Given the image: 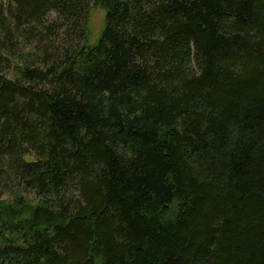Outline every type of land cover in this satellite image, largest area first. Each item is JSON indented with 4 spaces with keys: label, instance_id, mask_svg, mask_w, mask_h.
<instances>
[{
    "label": "trees",
    "instance_id": "1",
    "mask_svg": "<svg viewBox=\"0 0 264 264\" xmlns=\"http://www.w3.org/2000/svg\"><path fill=\"white\" fill-rule=\"evenodd\" d=\"M0 264H264V0H0Z\"/></svg>",
    "mask_w": 264,
    "mask_h": 264
},
{
    "label": "rangeland",
    "instance_id": "2",
    "mask_svg": "<svg viewBox=\"0 0 264 264\" xmlns=\"http://www.w3.org/2000/svg\"><path fill=\"white\" fill-rule=\"evenodd\" d=\"M90 29H91V40L95 41L104 27V12L100 9H93L89 16ZM25 60V59H24ZM18 68L21 69L24 63L16 61Z\"/></svg>",
    "mask_w": 264,
    "mask_h": 264
}]
</instances>
